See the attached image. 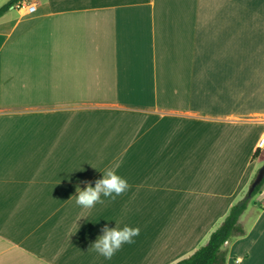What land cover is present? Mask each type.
Listing matches in <instances>:
<instances>
[{
	"label": "crops",
	"instance_id": "1",
	"mask_svg": "<svg viewBox=\"0 0 264 264\" xmlns=\"http://www.w3.org/2000/svg\"><path fill=\"white\" fill-rule=\"evenodd\" d=\"M27 1L0 16V264L191 256L264 161V0ZM109 167L128 191L76 205ZM252 199L225 264H264ZM116 222L140 233L106 260Z\"/></svg>",
	"mask_w": 264,
	"mask_h": 264
},
{
	"label": "clouds",
	"instance_id": "2",
	"mask_svg": "<svg viewBox=\"0 0 264 264\" xmlns=\"http://www.w3.org/2000/svg\"><path fill=\"white\" fill-rule=\"evenodd\" d=\"M82 183H85L86 187L83 190L77 187L75 203L84 209H91L96 204H104L105 200L102 199V196L115 201L118 196L124 194L130 187L128 181L111 167L103 171V178L95 180L94 187L92 182L83 181ZM101 232L102 235L96 239L90 248L106 260H111L121 250L123 245L135 242L134 238L139 235L140 229L127 225L121 227L119 222H116L115 227H109L105 224Z\"/></svg>",
	"mask_w": 264,
	"mask_h": 264
},
{
	"label": "trees",
	"instance_id": "3",
	"mask_svg": "<svg viewBox=\"0 0 264 264\" xmlns=\"http://www.w3.org/2000/svg\"><path fill=\"white\" fill-rule=\"evenodd\" d=\"M23 0H10L0 8V16L5 13L10 7ZM258 151L253 155V158L258 156ZM264 180L254 188L249 194L233 205L225 217L224 221L213 231L208 242L198 248L191 256L180 260L176 264H225L226 251L222 249L223 245L229 240L243 236L245 231L239 223V218L247 209L253 197L260 193Z\"/></svg>",
	"mask_w": 264,
	"mask_h": 264
},
{
	"label": "built area",
	"instance_id": "4",
	"mask_svg": "<svg viewBox=\"0 0 264 264\" xmlns=\"http://www.w3.org/2000/svg\"><path fill=\"white\" fill-rule=\"evenodd\" d=\"M16 7L18 9H21V8H26V10L28 12H33L35 10V6L32 5L30 3V1H27V0H23L19 3L16 4ZM258 150H264V137H262L259 142H258V146H257Z\"/></svg>",
	"mask_w": 264,
	"mask_h": 264
},
{
	"label": "water",
	"instance_id": "5",
	"mask_svg": "<svg viewBox=\"0 0 264 264\" xmlns=\"http://www.w3.org/2000/svg\"><path fill=\"white\" fill-rule=\"evenodd\" d=\"M262 180H264V165H262L256 172L249 186L248 193L250 194L254 190V188L262 182Z\"/></svg>",
	"mask_w": 264,
	"mask_h": 264
},
{
	"label": "rangeland",
	"instance_id": "6",
	"mask_svg": "<svg viewBox=\"0 0 264 264\" xmlns=\"http://www.w3.org/2000/svg\"><path fill=\"white\" fill-rule=\"evenodd\" d=\"M262 165H264V161H261L260 163H259V168L262 166ZM258 168V169H259ZM253 201V199L250 201V202H252Z\"/></svg>",
	"mask_w": 264,
	"mask_h": 264
}]
</instances>
